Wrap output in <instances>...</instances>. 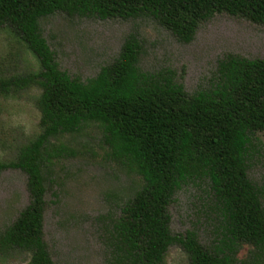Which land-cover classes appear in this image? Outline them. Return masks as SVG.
I'll use <instances>...</instances> for the list:
<instances>
[{
    "label": "trees",
    "instance_id": "16d2710c",
    "mask_svg": "<svg viewBox=\"0 0 264 264\" xmlns=\"http://www.w3.org/2000/svg\"><path fill=\"white\" fill-rule=\"evenodd\" d=\"M56 13L97 20L153 19L181 44L216 15L264 27V0H0L8 28L35 58L38 70L0 77V96L36 88L38 133L0 173L26 177L28 204L0 230V258L27 253V264H54L43 234L48 176L64 152L51 140L96 124L109 160L141 185L103 224L106 264H163L178 245L190 264H264V192L249 178L250 129L264 122V59L227 54L209 90L189 95L175 73L142 72V44L129 34L118 56L82 82L59 69L39 21ZM262 145V144H261ZM264 152V145L262 146ZM201 183L220 233L207 247L193 230L172 235L168 207L177 190ZM247 248L244 258L238 254Z\"/></svg>",
    "mask_w": 264,
    "mask_h": 264
},
{
    "label": "rangeland",
    "instance_id": "374dc122",
    "mask_svg": "<svg viewBox=\"0 0 264 264\" xmlns=\"http://www.w3.org/2000/svg\"><path fill=\"white\" fill-rule=\"evenodd\" d=\"M40 32L54 53L59 69L85 82L110 64L129 34L138 37L142 72L170 70L189 95L209 90L217 62L227 54L249 60L264 59V27L246 20L216 15L201 24L189 44L179 43L153 19L97 20L56 13L39 21ZM38 70L35 58L8 28L0 29V77ZM36 88L0 96V162L14 159L18 148L38 133ZM253 149L248 178L264 192V122L253 125ZM62 146L53 161L45 195L43 234L54 264H106L103 224L118 215L119 207L141 185L108 158L102 132L89 123L75 134L51 140ZM262 144V145H261ZM28 204L26 177L19 170L0 173V230L9 226ZM264 207V198L262 199ZM172 235L193 230L203 246L219 236L220 228L201 183H188L176 191L168 207ZM243 247L238 258H244ZM27 253L0 258V264H27ZM163 264H190L178 245L168 248Z\"/></svg>",
    "mask_w": 264,
    "mask_h": 264
}]
</instances>
